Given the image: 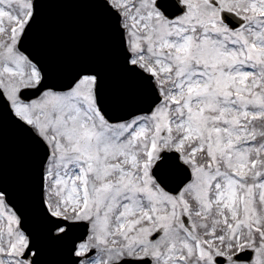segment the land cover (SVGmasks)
I'll return each mask as SVG.
<instances>
[{"label": "snow or ice", "instance_id": "6c2138e0", "mask_svg": "<svg viewBox=\"0 0 264 264\" xmlns=\"http://www.w3.org/2000/svg\"><path fill=\"white\" fill-rule=\"evenodd\" d=\"M46 244L264 264V0H0V264Z\"/></svg>", "mask_w": 264, "mask_h": 264}, {"label": "water", "instance_id": "95a60500", "mask_svg": "<svg viewBox=\"0 0 264 264\" xmlns=\"http://www.w3.org/2000/svg\"><path fill=\"white\" fill-rule=\"evenodd\" d=\"M83 13L74 8H66V9H61V10H52L49 8H44L43 9V14H42V22L47 25L53 22L54 20H62V21H68V22H75L77 20H80L83 18ZM69 44L76 49L77 51L81 53L86 52V46L85 42L82 38L77 37V36H70L69 37ZM11 135V134H10ZM46 251H45V256L44 259L46 261H51L53 264L55 262L60 261L64 258H59L62 249L57 248V247H51L48 246L47 244L45 245Z\"/></svg>", "mask_w": 264, "mask_h": 264}]
</instances>
